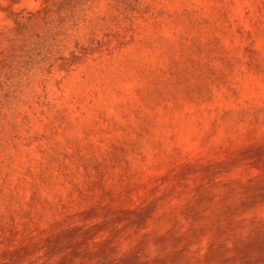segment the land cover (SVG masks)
<instances>
[{"label":"rangeland","instance_id":"374dc122","mask_svg":"<svg viewBox=\"0 0 264 264\" xmlns=\"http://www.w3.org/2000/svg\"><path fill=\"white\" fill-rule=\"evenodd\" d=\"M0 264H264V0H0Z\"/></svg>","mask_w":264,"mask_h":264}]
</instances>
